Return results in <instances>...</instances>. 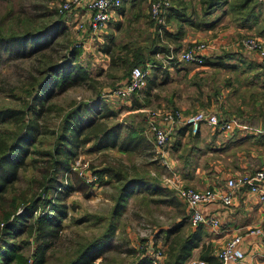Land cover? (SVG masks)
Instances as JSON below:
<instances>
[{"label":"rangeland","instance_id":"obj_1","mask_svg":"<svg viewBox=\"0 0 264 264\" xmlns=\"http://www.w3.org/2000/svg\"><path fill=\"white\" fill-rule=\"evenodd\" d=\"M65 1L66 0H0V34L7 33L8 31H21L26 18H32L38 12L41 13L42 10H36L35 5L41 4L48 10L56 9L58 11L59 7L62 6ZM152 2L153 0H146L141 4L143 8L147 10V16L144 20H141V25L135 27L137 30H134V26L132 27L127 22L126 28L118 34V41H127L128 44L140 46L146 50L152 44L153 38L158 45H163L162 42L166 41L163 37V31L166 30V28L158 30V28L154 26L155 24L150 16ZM60 17H62L64 22L62 29L58 30H62V42L68 41L69 44L79 49L80 55L76 62L87 68L91 76L97 78L99 82L102 83L103 88L100 91L101 93L98 99L101 100V106L104 104V112L109 111L114 114V116L107 118V124L110 127H114L117 141L121 142L123 140L127 133L126 126H132L139 133H142V138L133 149L126 152L118 150L117 148H110L100 153L89 152L88 150L91 148V145H85L82 148H78V155L69 160L68 164L70 171H61L57 174L50 173L51 177L57 176L55 177L57 180L56 182L60 184L54 182V187L49 191L47 196H45V201L53 200L54 203L61 206L62 208L60 209H63L62 212H64V217L60 221V225L56 227L54 237L48 239L44 243V264H67L69 260L85 246L91 247L88 257L93 260L92 264H140L141 262H143L142 264H150L145 260L146 256L152 260V264H167L170 260L168 250L172 240L176 238V234L179 233L180 236H183L191 232V223L188 221L186 207L177 196L178 189L180 187H185L195 190H204L187 186L177 180L176 169L170 162L171 160L174 161V157H179L181 155L180 158L182 160L184 159V161L191 159L193 161L195 160V162L197 161L200 165L206 163L208 165L209 162L214 165L218 164L220 157L218 154L212 153L209 155V159H200L202 153L205 151V145L193 141L190 136H187L188 139L186 137V141H182L181 144L179 142L178 148H180V152L171 155V153H169L173 137V130H171V140L169 141V145L164 149L167 160L170 156V162L169 160L168 162L171 169L169 170L163 165L161 159L156 156L153 134L149 129L148 122L150 119H153L155 123L159 121L169 123L163 120L165 114L178 111L183 117H187L202 109H193L191 111L189 110V112L186 111L187 109L182 110L180 104L185 103V99L191 96L190 94H193V89L189 85V81L183 77L182 73L179 75L173 73L172 75V72H170L175 81L170 83V77L168 76L167 79L169 82L156 91L157 99L153 98L150 105L146 106L144 110H136L133 108L134 101L144 104L140 101L142 91H137L129 98L110 97L109 94L121 87L129 76L126 78L123 69L117 66L113 69L107 66V57L103 54V51H101L102 47L99 43L103 40V35L101 33L95 36L88 32L83 33L75 28L69 18L62 15ZM127 17H129V15ZM229 18V20H231V17ZM230 25H235V23L224 22L220 27L227 29ZM261 26H264V20ZM156 33L158 36H161V43L158 41L159 39L157 40V38L154 37ZM258 36L259 34L239 35L237 40L239 45L238 47L236 46V50L230 46L227 48H220L219 51H215L213 54L223 56V54L227 52L233 55H248L247 51H252L242 44V40L256 38L264 44V40ZM60 39L61 37L58 40ZM196 42L206 43L208 41ZM22 47L24 49V45L22 46L20 43L17 44L16 41H11L7 43V45L0 46V107L15 106L18 104V100L11 97L12 90L15 87L21 88V86L27 82L31 74L35 57H17V55L22 52ZM187 47L179 53H183ZM157 55L155 59L160 60L161 56ZM55 56H57V52ZM149 63L150 60L143 66H139L147 72V76L150 69ZM230 63L236 66L233 61H230ZM194 69L195 68L191 67V69L188 70L192 72ZM262 69H264V66ZM236 70L237 69H233L231 72ZM239 70L240 69H238L237 72H239ZM159 76H161L159 80L163 81L161 78H164V75L158 72L157 78H159ZM241 76L238 80L239 82L246 78L242 77L241 79ZM124 80L125 82H123ZM174 89H179V100L175 99L172 104V102L167 100ZM254 91L255 90L250 88L249 95L246 97H242L239 92L236 97L231 95L228 100V106H231L230 112L228 113L229 115L225 117L226 113L224 111L220 117L224 119L230 117L235 118L237 116L235 119L239 124L241 122L240 120H243L242 123L246 122L250 125L255 124V120L261 117L260 112L264 111V92L263 94L257 92L259 93V99L255 102L254 98L250 96ZM14 93L19 95L18 91H14ZM92 94L93 92L86 86H75L62 89V91L56 90V96L53 101L66 109L75 102L77 104L83 103L93 106L94 102H92V100L95 99V96ZM239 99H241L240 102L243 107L239 106ZM239 107L243 108L245 112L237 109ZM251 108L253 109L251 110ZM47 122H50L48 124V130L57 128L59 123L58 113L53 112L49 114ZM169 125L170 126L167 128L178 125L183 128H188L187 125H182L181 123ZM188 131L193 134L189 128ZM54 140L55 139L51 137H41L40 142H37L36 145L27 146L30 153L24 157L23 163L16 169L17 180L13 183L9 197L26 195L29 198L33 194H36V197L39 196L40 198H44L39 187L42 180L41 177L44 172L53 170V167L50 163L51 161H47V158H41L38 154H35V152L37 150H52ZM177 150L176 148L175 151ZM16 154L13 153L11 157L7 159V164L2 167L0 166V174H2V170H13L9 162L16 163L20 157ZM32 160L41 161L37 163L38 169L32 168V164L34 165L36 163L31 162ZM222 163L227 165L226 160ZM110 166L112 168L123 169L130 176H136L137 180L149 183V189L146 192H140L138 189L141 187H135V192L127 197L124 206L119 209V214L115 212V206L120 184H117L108 176L98 175L96 173ZM45 205V208L41 206L38 211L35 212L36 218L43 216L52 203H45ZM110 224H114L116 228L111 235L106 236V229ZM179 224L183 227L180 228ZM167 233H169V237H167L168 239L166 242ZM21 239L30 240V243L24 246L22 252L26 257L32 259L38 243L32 238H28L26 234L21 237ZM211 248L210 245L204 246L201 252L195 251L194 249V256L192 255V259H189L186 264L204 261L200 258L203 253L210 254L215 258L216 262L220 264L216 257L219 248ZM157 252H160L159 255L156 254ZM93 256L95 257L93 258ZM155 256H158V259ZM153 261H155V263ZM205 262L206 264H210L207 261Z\"/></svg>","mask_w":264,"mask_h":264},{"label":"trees","instance_id":"obj_2","mask_svg":"<svg viewBox=\"0 0 264 264\" xmlns=\"http://www.w3.org/2000/svg\"><path fill=\"white\" fill-rule=\"evenodd\" d=\"M193 1L195 0H172V6L167 11V23L177 24V29L169 34L167 30H164L165 39L169 37L176 40L183 36L181 25L184 23L196 30L214 28L222 20V16L213 21L209 19L217 8L223 9V15H229L231 21L238 26L248 23L260 24L262 8L258 0H198L196 2V6L200 8L198 12L193 11ZM35 7L36 10L41 9V13L38 12L34 17L26 18L21 31L0 34V46L16 41L17 44L24 45V49L22 47L23 50L17 57H35L33 72L31 71L27 82L21 88L15 87L12 90L11 97L17 99L18 104L0 107V166L7 164V159L13 153L20 156L16 163L9 162L13 170H2L0 174V264H30L31 261V264H44V243L54 237L55 229L64 217L61 206L53 200L45 201V196L53 189L54 182L57 181L55 178L57 176L51 177L50 173L70 171L68 162L78 155V148L91 145L89 152L100 153L110 148L126 152L133 149L142 138V133L132 126H126V135L121 142L117 141L114 127L107 124V118L114 114L109 111L104 112V104L101 106V100L98 99L103 88L102 83L92 77L87 68L76 62L80 55L79 49L68 41L62 42V30L58 31L64 25L61 15H58L56 9L48 10L41 4ZM260 26H258L257 34L263 35L264 26ZM158 30L161 29L158 28ZM60 37L61 39L58 40ZM154 37L159 39L158 41L161 39L157 33ZM155 41L153 38L147 50L131 44L104 48L103 51L111 56L109 68L113 69L117 66L123 69L124 76L128 77L131 69L135 66H143L150 60L152 53H165L168 50L164 44L158 45ZM56 52L57 56H55ZM223 55L226 58L235 56L227 52ZM229 65L224 66L234 68L233 64ZM75 86H86L93 92L92 95L95 96L92 100L93 106L75 102L66 109L53 101L56 90L62 91ZM14 91H18L19 95ZM53 112L58 113L59 123L57 128L48 130L50 122H47V117ZM41 137L55 139L52 150L35 152L41 158L51 161L53 167V170L44 172L41 177L39 187L44 198L36 197V194L29 198L26 195L9 197L13 183L17 180L16 169L21 166L24 157L30 153L27 146L36 145ZM31 162H36L32 164V168L38 169L37 163L41 161L32 160ZM96 173L108 176L120 184L115 206L117 214L124 206L127 197L135 192V187H141L138 189L140 192H146L149 189L148 182L137 180L136 176H130L123 169L110 166ZM45 203H52V205L43 216L36 218L35 212L41 206L45 208ZM179 227L183 226L179 224ZM115 228L114 224H110L106 229V236L111 235ZM25 234L38 243L32 259L22 252L24 246L30 243V240L21 239ZM168 235L169 233L166 235V242ZM199 245V230L183 236L177 233L168 250L170 260L167 264H186L191 259L193 250ZM90 251L91 247L85 246L67 264H92L93 260L88 257ZM200 258L210 264L218 263L208 253H203ZM145 260L152 264L148 256Z\"/></svg>","mask_w":264,"mask_h":264},{"label":"crops","instance_id":"obj_3","mask_svg":"<svg viewBox=\"0 0 264 264\" xmlns=\"http://www.w3.org/2000/svg\"><path fill=\"white\" fill-rule=\"evenodd\" d=\"M145 1L122 0L121 5L111 12L107 29L101 32L103 35L102 42H99L102 47L101 51L107 47L113 48L114 46L128 44L127 41H118V34L126 28L127 22L132 27L134 26V30H137L135 27L141 25V20H144L147 16V10L141 5ZM197 1H193L194 12L200 11V8L196 6ZM258 2L262 10L259 19L260 24L257 25L248 23L238 26L235 24L230 25L227 29L222 28L220 26L224 22L231 23L232 21L229 20V15H223V9L218 8L209 18L210 21H213L220 19L219 17L222 16V20L214 28L196 30L185 23L182 24L183 36L176 40L167 37L166 41L162 43L168 50L165 53L157 52L151 54L147 84L140 90L142 91L140 101L144 104L134 101L133 108L144 110L146 106H149L153 98L157 99L156 91L160 87L166 85L169 80L170 83L175 81L172 77L173 73L175 75L182 73L193 89V94H190L191 96L185 99V103L180 104L182 110L187 109L186 111L189 112V110L201 108V111L215 112L219 115L225 111V117H228L231 107L228 106L229 97L231 95L236 97L238 92L241 93L242 97H246L249 95L250 88L255 90L250 96L257 102L259 99V93L257 92H261L262 94L264 92V69H262L264 65L261 60L254 53L247 50L248 55L239 54L232 58H226L224 55L220 56L213 53L219 51L220 48L232 46L235 49L236 46L238 47L237 40L239 35H258L256 31L264 20V0H259ZM128 15L129 17H127ZM176 29L177 24H168L166 27L168 34L174 32ZM258 37L264 40V34ZM196 41H208L212 46L211 51L206 54L204 65L195 66L168 58L172 55L176 58L181 50ZM103 54L107 57L106 63L109 67L111 56L104 51ZM156 55L161 56V59H155ZM230 61H233L236 65L233 66V69H237L234 72H231L233 70L231 67L224 66H230ZM191 67L195 68L192 72L188 70ZM238 69H240L239 72H237ZM158 72L164 75V78H161L163 81L159 80L161 76L157 78ZM170 72H172V75ZM168 76L170 77L169 80L167 79ZM240 76L241 79L242 77L246 78L239 82ZM171 93L167 101L173 104L175 99L179 100V89H174ZM240 101L241 99H239V106L243 107ZM240 107L237 109L245 112ZM260 116V118L255 120V124L250 125L246 122H240V126L233 132H221L207 124H203L196 134H191L188 128H183L180 125L171 126L173 130L172 144L169 149L171 155L180 152V148H178L179 142L181 144L182 141H186L187 136H190L193 141L205 145V151L202 153L200 159H209V155L212 153L218 154L220 157L218 164L212 165L209 162L207 165L205 162L206 164L200 165L195 160H182L180 158L181 155L174 157V161L171 160L170 162L169 156L168 160L170 164L176 169V179L196 189L210 188L220 193H225L228 191L227 181L229 179L260 169L264 170V111L260 112ZM157 124L162 127L170 126L169 123L162 121H159ZM176 148L178 149L177 151H175ZM224 160H226L227 165L222 163ZM185 209L189 221L188 210L187 208ZM202 212L205 215L217 218L219 224L216 227L205 224L192 226L190 224L191 232L199 230L200 245L195 251L201 252L202 248L208 245L213 249L217 247L220 250L228 240L237 234L244 233L247 228L264 225V204L260 203L244 187L238 188L233 192L230 205L224 206L218 203L202 208ZM239 249L244 252L245 258L242 262L236 264H264V246L256 238H243L239 244Z\"/></svg>","mask_w":264,"mask_h":264},{"label":"built area","instance_id":"obj_4","mask_svg":"<svg viewBox=\"0 0 264 264\" xmlns=\"http://www.w3.org/2000/svg\"><path fill=\"white\" fill-rule=\"evenodd\" d=\"M122 0H66L58 9V14L66 16L74 24L77 30L88 32L89 34L98 35L106 29L109 23L110 14L118 6ZM172 6V0H153L151 4L150 16L155 26L160 29L167 27V11ZM242 44L250 51L255 53L264 64V44L256 38H248L242 40ZM212 49V46L206 42H196L187 47L183 53L175 56H169V59L175 61L202 66L205 63L206 54ZM147 72L141 67L136 66L131 70V73L125 83L121 87L112 91L109 96L129 98L137 91H140L146 86ZM164 121L171 125H187L193 134H196L201 125L208 126L225 132H233L240 126L239 122L234 118H221L215 112L199 111L190 116L183 117L180 112L174 111L165 114ZM149 129L153 134L155 143V153L161 159L163 165L167 169L170 164L166 159L164 149L169 145L171 140V130L169 127H162L150 119L148 122ZM228 191L220 193L215 189L195 190L192 188L180 187L177 192L179 199L185 204L189 221L192 226L205 224L211 227H216L219 220L211 215H205L202 208L222 204L230 205L233 192L241 187L247 188L256 199L264 204V170L260 169L255 172L239 175L236 178H231L227 181ZM256 238L264 246V225L247 228L244 233L237 234L228 240L219 250L216 257L220 264H236L244 260V252L239 249V244L243 238ZM160 252L156 254L159 255ZM158 259V256H155ZM155 263V261H153ZM193 264H206L205 261L193 262Z\"/></svg>","mask_w":264,"mask_h":264}]
</instances>
